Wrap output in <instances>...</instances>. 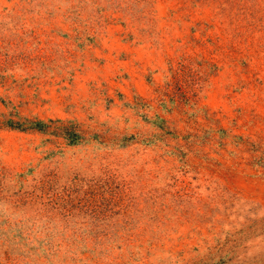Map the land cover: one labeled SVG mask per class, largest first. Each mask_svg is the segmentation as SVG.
Wrapping results in <instances>:
<instances>
[{
    "label": "rangeland",
    "instance_id": "1",
    "mask_svg": "<svg viewBox=\"0 0 264 264\" xmlns=\"http://www.w3.org/2000/svg\"><path fill=\"white\" fill-rule=\"evenodd\" d=\"M0 264H264V0H0Z\"/></svg>",
    "mask_w": 264,
    "mask_h": 264
}]
</instances>
